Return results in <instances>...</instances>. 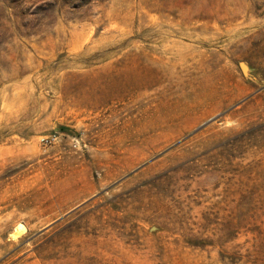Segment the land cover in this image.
I'll use <instances>...</instances> for the list:
<instances>
[{
	"label": "rangeland",
	"instance_id": "374dc122",
	"mask_svg": "<svg viewBox=\"0 0 264 264\" xmlns=\"http://www.w3.org/2000/svg\"><path fill=\"white\" fill-rule=\"evenodd\" d=\"M0 264H264V0H0Z\"/></svg>",
	"mask_w": 264,
	"mask_h": 264
},
{
	"label": "water",
	"instance_id": "95a60500",
	"mask_svg": "<svg viewBox=\"0 0 264 264\" xmlns=\"http://www.w3.org/2000/svg\"><path fill=\"white\" fill-rule=\"evenodd\" d=\"M240 68L242 70L243 73H246V68H247V65L244 63V62H240Z\"/></svg>",
	"mask_w": 264,
	"mask_h": 264
},
{
	"label": "built area",
	"instance_id": "2783aa9c",
	"mask_svg": "<svg viewBox=\"0 0 264 264\" xmlns=\"http://www.w3.org/2000/svg\"><path fill=\"white\" fill-rule=\"evenodd\" d=\"M46 141H48V140L46 139Z\"/></svg>",
	"mask_w": 264,
	"mask_h": 264
}]
</instances>
